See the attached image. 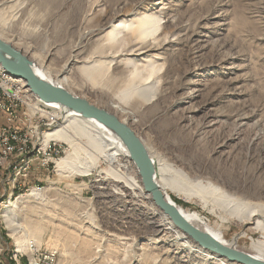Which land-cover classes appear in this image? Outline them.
<instances>
[{
    "label": "rangeland",
    "instance_id": "374dc122",
    "mask_svg": "<svg viewBox=\"0 0 264 264\" xmlns=\"http://www.w3.org/2000/svg\"><path fill=\"white\" fill-rule=\"evenodd\" d=\"M148 8L162 9L169 28L183 21L191 29L199 24L190 42L199 46V52L195 61L186 62L180 50L183 44L177 41L149 53L162 57L149 80L152 90L146 96L119 100L132 112L128 124L149 155L162 157L190 179L203 175L264 208V0H0L4 35L0 37L60 79L59 71L79 39L97 29L74 53L81 61L71 65L68 75L76 85L65 84L64 88L109 111L112 93L93 88L78 68L92 55L99 37L110 27L108 22L119 11L114 22ZM107 72L106 81H111L115 65L108 64ZM35 103L44 111L35 114L34 106H20V120L11 125L32 138L28 139L33 158L28 178L14 181L9 164L15 158L0 167V264H14L15 242L4 221L5 206L33 189L49 188L53 192L47 199L31 200L16 213L31 238L38 240L39 249L58 250L59 264H221L170 243L160 234V218L150 202L117 194L110 184L97 181L95 173L60 178L55 164L64 156L66 144L51 142L54 159L42 166L44 136L62 121L52 125L51 111ZM0 114L5 119L0 129L10 126ZM102 169L115 173L105 164ZM20 180L27 183L19 186ZM165 191L178 205L219 226L217 218L201 205L176 197L170 189ZM249 227L227 223L222 230L228 239L245 232L238 245L250 252L264 234Z\"/></svg>",
    "mask_w": 264,
    "mask_h": 264
},
{
    "label": "bare ground",
    "instance_id": "6f19581e",
    "mask_svg": "<svg viewBox=\"0 0 264 264\" xmlns=\"http://www.w3.org/2000/svg\"><path fill=\"white\" fill-rule=\"evenodd\" d=\"M242 1L248 2L250 0ZM219 3L223 2L220 1ZM121 13L119 11L108 22L110 27L99 37L92 55L88 57V60L83 61L84 63L78 68V72L91 83L93 88L99 87L112 93V98L107 104L109 111L128 123L132 112L121 105L119 100H124L126 96H146L149 90H152V84L149 80L162 57L159 54L149 53L161 50L172 42L178 41L183 44V49L180 48V50L181 54L186 57L184 61L188 62L197 58L199 46H194L190 42L200 25L198 24L194 29H191L187 21H183L169 28L167 23L170 21H163L164 17L162 18L164 11L162 9L153 11L149 8L141 12H134L135 16L132 18L114 22ZM0 26L2 27V24ZM166 29L168 32H165ZM96 31L97 29L89 30L79 39L72 49L70 59L59 71L60 79H58L59 77L55 78L43 63L35 64L33 67L35 75L40 80L62 88L65 84L68 86L76 85V82L68 75L71 71V65L81 61L80 56L74 53L84 46L85 41L92 39ZM101 31L102 29L99 28V33ZM0 36L4 37L1 31ZM171 37L178 38L171 39ZM108 64L115 65V72L111 81H106ZM119 68L120 71L117 72ZM145 72L149 73L148 78L143 77ZM0 76L9 81H16V86L22 91L23 100L36 102L35 105L42 104L45 112L46 109H49L51 113L48 118L52 125L62 121L61 125L45 134L42 143V150H48L51 142L66 144L67 150L64 156L58 159L55 164V172L60 178L67 176L87 177L95 173L98 177L97 181L110 184L115 188L114 191L117 194L139 199L143 203L148 201L155 205L151 196L146 193L141 176L138 174L139 170L131 159L127 144L120 135L95 119L85 118L81 113L57 104L42 102L28 90L23 80L12 77L2 69H0ZM29 150V140L27 139L26 152ZM150 157L156 167L155 181L164 193L166 192L165 189H170L176 197L201 205L219 222L217 227L211 225L204 216L178 205L173 197L166 193L167 198L179 208L180 213L190 224L207 233L222 245L264 262V239L254 241L250 248L251 251L247 252L240 250L238 245L239 239L245 236V232L228 239L222 230L224 224L235 223L243 229L250 226V230H257L264 234L263 207L244 201L239 197L237 191H228L224 185L210 182L203 175H196L194 179H190L188 173L185 174L182 169L168 164L162 157L155 154H150ZM11 158H17V147H10L7 154L0 156V167ZM17 160L19 162L14 164L12 169L14 181L27 176L33 158L29 154H23ZM104 164L108 165L111 170H115V173L104 172L106 170L102 169ZM113 174L116 176L115 179L111 177ZM52 190L50 188L45 190L33 189L30 193L22 195L16 200H9L5 206L4 221L9 236L15 242V250L11 251L13 253L11 259L14 264H38L34 248L39 246L38 240L31 238L29 230L24 228L23 222L17 216V209L22 208L31 200L47 199L53 192ZM153 211L160 218V234L178 248L189 249L193 253L213 258L221 264H242L204 250L179 230L156 205ZM123 239L128 240L124 237Z\"/></svg>",
    "mask_w": 264,
    "mask_h": 264
},
{
    "label": "water",
    "instance_id": "95a60500",
    "mask_svg": "<svg viewBox=\"0 0 264 264\" xmlns=\"http://www.w3.org/2000/svg\"><path fill=\"white\" fill-rule=\"evenodd\" d=\"M35 63L10 42L0 37V67L9 75L25 82L26 87L46 104H57L81 113L85 118L95 119L115 131L127 144L131 159L135 162L142 184L154 204L167 215L174 225L191 241L204 250L242 264H264L240 251L222 245L207 233L190 224L155 181V166L141 138L127 123L114 113L99 108L87 99L73 95L66 89L40 80L34 73Z\"/></svg>",
    "mask_w": 264,
    "mask_h": 264
},
{
    "label": "built area",
    "instance_id": "2783aa9c",
    "mask_svg": "<svg viewBox=\"0 0 264 264\" xmlns=\"http://www.w3.org/2000/svg\"><path fill=\"white\" fill-rule=\"evenodd\" d=\"M23 105L34 106L33 102L22 99V91L16 86V81H9L0 76V112L5 116L6 121L10 123V126H4L0 129V156L7 154L10 147H17L16 159L23 154H29V152H26V140L32 138L26 134H21L17 128L11 127L12 124L20 120L18 108ZM34 108L35 114L44 111L41 110V107L34 106ZM52 151V145L49 147V150L42 151V156L44 157L40 162L42 166H46L50 160L52 161L54 159ZM47 154L48 157H46ZM37 160L39 161V159H35V161ZM32 165L29 167L30 172ZM34 249L37 254L38 264H59V252L57 249L50 248L42 250L36 246Z\"/></svg>",
    "mask_w": 264,
    "mask_h": 264
},
{
    "label": "crops",
    "instance_id": "0c3cea01",
    "mask_svg": "<svg viewBox=\"0 0 264 264\" xmlns=\"http://www.w3.org/2000/svg\"><path fill=\"white\" fill-rule=\"evenodd\" d=\"M5 121V119L1 116V114H0V127L5 123L4 122ZM13 160L14 159H12V160H10V166H13L14 164H16L17 162V160H15V162H13ZM21 182H20V185L19 186H22V185H24V184H26L27 182H25L24 180H20Z\"/></svg>",
    "mask_w": 264,
    "mask_h": 264
},
{
    "label": "trees",
    "instance_id": "16d2710c",
    "mask_svg": "<svg viewBox=\"0 0 264 264\" xmlns=\"http://www.w3.org/2000/svg\"><path fill=\"white\" fill-rule=\"evenodd\" d=\"M5 239H7V238L5 237ZM6 241H8V242H9V239H8V240H6Z\"/></svg>",
    "mask_w": 264,
    "mask_h": 264
}]
</instances>
